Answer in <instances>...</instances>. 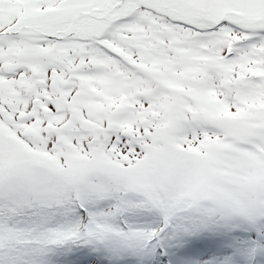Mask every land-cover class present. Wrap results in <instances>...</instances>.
Returning <instances> with one entry per match:
<instances>
[{
    "label": "snow or ice",
    "instance_id": "obj_1",
    "mask_svg": "<svg viewBox=\"0 0 264 264\" xmlns=\"http://www.w3.org/2000/svg\"><path fill=\"white\" fill-rule=\"evenodd\" d=\"M0 264H264V0H0Z\"/></svg>",
    "mask_w": 264,
    "mask_h": 264
}]
</instances>
